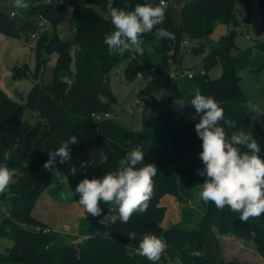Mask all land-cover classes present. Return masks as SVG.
<instances>
[{
	"label": "trees",
	"instance_id": "trees-1",
	"mask_svg": "<svg viewBox=\"0 0 264 264\" xmlns=\"http://www.w3.org/2000/svg\"><path fill=\"white\" fill-rule=\"evenodd\" d=\"M118 1L127 2V10L134 9L136 4H159V0H113L114 7ZM166 1L165 20L156 27L172 32L175 39H162L157 47L152 43L153 35L149 33L143 39L152 48L151 52L146 50L144 55L126 52L124 56L109 55L104 43L106 35L115 30L110 17L101 14L108 12V0H35L29 4V16L56 22L64 3H70L75 36L72 40H63L56 35L48 38L44 30L35 38L37 68L43 66L51 51L57 54L50 84L34 81L26 95L21 94V101L0 89V166L18 170L10 185V196L1 197L6 210L1 211L5 216L0 223V231H8L12 245L0 251V264H153L137 251L139 241L149 233L155 234L167 245L156 264H166L168 257H177L180 264H231L224 258L218 238V234L229 232L242 239L253 240L256 250L264 257V215L242 222L238 213H232L227 207L220 211L209 202L197 226L185 225L184 213L182 222H173L166 228L161 226L167 210L166 205L161 204V197L169 194L177 202L187 204L189 191L206 179L197 174V169L204 168L199 158L203 150L202 140L195 131L200 115L190 103L181 106L175 101L183 99L189 102L197 89L202 95L214 98L224 109L225 121L236 123V127L232 128L221 121L226 134L230 137L241 128L252 131L261 146L259 155L264 158V134L254 112L248 111L245 95L238 85L240 67L248 64L259 70L264 64V41L254 44L257 48L254 52L247 49L230 54L233 32H227L219 36L218 46L213 47L204 60L207 67L220 60V77L208 79L203 72L191 78H170L171 64H176L179 75L184 70L180 65L184 34L200 39L207 36L216 23L234 21L235 0H188L181 6L179 25L174 23L169 0ZM244 1L247 9L253 1H257V13L264 30V0ZM11 13L7 16L0 12V30L19 35L18 23L12 19L14 14ZM29 25L30 37L38 25L36 21ZM72 45H79L82 51L69 55L68 49ZM201 49L202 44L199 43L190 51ZM125 57L130 58L126 77H132L141 68L148 67L154 69L156 78L165 79L163 97L145 100V106H153L156 114L151 116L143 112L139 131L127 129L111 117L114 112L111 103L115 97L108 84L110 70ZM72 58L75 65L73 72L70 69ZM11 71L12 76L16 73L27 76V71L20 66H13ZM193 86L194 91L183 94L182 87ZM25 109L37 113L44 122L30 125L23 118ZM97 113H107L108 116L97 119ZM73 135L77 136L78 142L69 145L71 155L96 146L104 150L105 157L98 163H92L89 158L83 159L81 165L85 166L80 165L75 178L67 173L72 190L70 201L79 200V195L73 192L83 179H99L108 172L118 170L119 160L135 148L144 152L143 161L137 168L155 164L158 170L153 178L154 195L146 213L133 215L127 224L117 221L105 227L99 221L112 206L101 202V215L93 217L89 214L82 220L76 240L68 242L64 237L56 238L49 231H43L41 228H45L44 225L34 218L31 211L41 192L58 179L54 166L59 165V157L51 170L43 167L49 159V151L58 149ZM37 226L41 228L36 229ZM133 231L136 239L129 240L128 234ZM68 236L65 234V237ZM193 251H201L203 256L193 257L190 255Z\"/></svg>",
	"mask_w": 264,
	"mask_h": 264
},
{
	"label": "rangeland",
	"instance_id": "rangeland-1",
	"mask_svg": "<svg viewBox=\"0 0 264 264\" xmlns=\"http://www.w3.org/2000/svg\"><path fill=\"white\" fill-rule=\"evenodd\" d=\"M79 1L77 0V2ZM186 1L188 0H169L168 2L173 21L177 25L181 22V6ZM25 2L29 5L35 0H25ZM115 7L127 10V2L118 1ZM233 11L234 21L216 23L213 30L205 37L200 39L189 38L184 34L183 40L186 41V45H182L180 50V65L184 68V71L195 73L203 70L208 79L220 77L222 75L220 60L218 59L210 67L204 64V60L211 49L218 46L219 36L227 32H233V43L229 47L230 54L241 53L247 49H251L254 52L257 49L254 44L264 41L262 19L257 13V1H253L247 9L244 0H235ZM0 12L5 13L7 16L12 12L14 14L12 19L18 23L17 26L19 28V35L8 34L0 30V89L12 98L21 101V96L26 95L34 81H39L43 84L52 82L57 54L55 51H51L47 54L43 66L37 68L34 52L36 40L29 38V24L30 22H38L39 19L29 16L27 9L14 8L13 0H0ZM72 14L73 7L71 4L68 2L64 3L59 19L56 22H46L48 38L56 35L63 40L74 39L75 24ZM101 14L110 17L108 12H101ZM20 27H24V29H20ZM28 41L30 42L29 45ZM199 43L202 44L200 51H187V48H194ZM129 63V57L122 58L110 70L109 84L115 97V101L111 103V108L114 110L111 117L125 128L139 131L142 128L143 112L150 115L153 110V106L149 104L145 106V100L163 97V82L165 79L163 77L162 79L156 78L148 67L141 68L132 77H126V68ZM13 66H20L25 69L27 76H18L17 73L16 76H12L11 69ZM70 69L72 72L75 69L73 58L70 63ZM176 69V64L173 63L170 65L168 73L175 72ZM238 76V85L245 95L247 103L258 105L264 111V64L259 70L253 69L252 66L246 64L238 69ZM194 87H182L183 94L194 91ZM254 115L264 134V114L260 115L254 112ZM23 118L30 125L44 122V119L37 113L27 109L23 112ZM104 157L105 152L102 148L89 146L86 150L71 155L69 161L54 166V170L58 175L57 181L41 192L31 211L34 218L41 222L54 237H64L63 239L68 242L76 240L75 237L79 233L80 223L89 216L87 212L84 213V209L79 205L78 200H69L72 190L68 185L67 173L69 177L75 178L80 171L83 159L89 158L92 163H98ZM73 167L76 169L75 174L71 171ZM10 185L6 191L0 193V223L5 216L1 211L6 210L1 197L10 196ZM200 191L201 185L192 188L188 193L190 194V199L187 204L178 203L171 195L164 194L160 201L161 204L166 205L167 210L161 226L166 228L174 221H177L178 211H181L182 215L183 213L185 214V225L188 223L187 225L190 227L197 226L199 218L207 205L200 199ZM182 219L180 222H182ZM40 228L37 226L36 229ZM65 234L70 236L65 237ZM243 240L247 247L256 250L253 240ZM11 245L12 239L9 237L8 231H0V251H4ZM5 264L22 263L6 262ZM166 264H180V261L177 257H168Z\"/></svg>",
	"mask_w": 264,
	"mask_h": 264
},
{
	"label": "clouds",
	"instance_id": "clouds-1",
	"mask_svg": "<svg viewBox=\"0 0 264 264\" xmlns=\"http://www.w3.org/2000/svg\"><path fill=\"white\" fill-rule=\"evenodd\" d=\"M13 7L27 9L29 5L25 0H13ZM166 9V0H159L157 5L136 4L132 10L114 7L113 0H108L107 11L115 29L104 39L109 55L124 56L126 52L144 55L146 50L151 52L152 48L143 39L149 33L153 35L152 43L157 47L162 39H175L172 32L156 27L164 22ZM68 51L69 55H74L82 49L79 45H72ZM175 102L181 106L190 103L200 115L195 131L202 140L203 150L199 158L204 168L197 169V174L206 177L201 184L200 199L205 204L214 203L220 211L227 207L232 213H238L242 222L264 215V158L259 155L261 146L252 131L241 128L229 137L221 121L232 128L236 127V123L225 121L223 107L214 98L202 95L199 89L189 102L183 99ZM247 107L251 113L264 114L258 105L248 104ZM77 142V136L73 135L58 149L49 151V159L43 167L51 170L57 157L60 164L69 161V145ZM143 158L144 152L135 148L119 160L118 170L108 172L99 179H83L73 193L79 195L78 203L84 213L98 217L102 212L101 202L111 205L109 212L99 221L105 227L117 221L127 224L133 215L146 213L154 195L153 178L158 169L155 164L137 168ZM71 171L76 173L74 167ZM17 174V169L0 166V193L7 190ZM128 238L136 239L135 231L130 232ZM166 247L164 240L149 233L139 241L137 251L156 264ZM190 255L199 258L203 253L193 251Z\"/></svg>",
	"mask_w": 264,
	"mask_h": 264
},
{
	"label": "crops",
	"instance_id": "crops-1",
	"mask_svg": "<svg viewBox=\"0 0 264 264\" xmlns=\"http://www.w3.org/2000/svg\"><path fill=\"white\" fill-rule=\"evenodd\" d=\"M181 218L182 212L178 211L177 221H180ZM218 238L222 245L224 258L231 264H264V257L257 250L247 247L244 240L236 234L222 233L218 234Z\"/></svg>",
	"mask_w": 264,
	"mask_h": 264
},
{
	"label": "built area",
	"instance_id": "built-area-1",
	"mask_svg": "<svg viewBox=\"0 0 264 264\" xmlns=\"http://www.w3.org/2000/svg\"><path fill=\"white\" fill-rule=\"evenodd\" d=\"M166 3H167V1H166ZM13 13H11V15H12ZM46 22H48L46 19H44V18H40L39 19V21L37 22V25H38V27H37V29L34 31V32H32L31 33V35H30V39H35L37 36H38V34H39V32H42V31H44V30H46V28H47V24H46ZM30 44V42L28 41V45ZM182 45H186V41H182ZM187 51H190V49L189 48H187ZM177 68V67H176ZM152 70V72H154V69H151ZM177 71V72H176ZM179 72H178V69H176L175 70V72H170L169 73V77L170 78H179V77H182V76H187L188 78H191V77H193L196 73H198V74H203V70H200L199 72H195V73H193V72H190V71H184L183 70V72L179 75L178 74ZM150 114H151V116H154L155 114H156V112H155V110H152L151 112H150ZM108 116V114L107 113H104V114H99V113H97V114H95V117L97 118V119H100V118H103V117H107ZM43 231H48V229H46V228H43Z\"/></svg>",
	"mask_w": 264,
	"mask_h": 264
},
{
	"label": "water",
	"instance_id": "water-1",
	"mask_svg": "<svg viewBox=\"0 0 264 264\" xmlns=\"http://www.w3.org/2000/svg\"><path fill=\"white\" fill-rule=\"evenodd\" d=\"M109 84V83H108Z\"/></svg>",
	"mask_w": 264,
	"mask_h": 264
}]
</instances>
